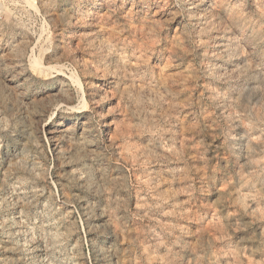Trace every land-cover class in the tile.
Returning a JSON list of instances; mask_svg holds the SVG:
<instances>
[{"label":"rangeland","instance_id":"374dc122","mask_svg":"<svg viewBox=\"0 0 264 264\" xmlns=\"http://www.w3.org/2000/svg\"><path fill=\"white\" fill-rule=\"evenodd\" d=\"M0 264H264V0H0Z\"/></svg>","mask_w":264,"mask_h":264},{"label":"bare ground","instance_id":"6f19581e","mask_svg":"<svg viewBox=\"0 0 264 264\" xmlns=\"http://www.w3.org/2000/svg\"><path fill=\"white\" fill-rule=\"evenodd\" d=\"M30 5L32 3V5L36 6V0H26ZM34 3V4H33ZM37 8V7H36ZM44 54V53H43ZM38 60V59H37ZM39 61V60H38Z\"/></svg>","mask_w":264,"mask_h":264}]
</instances>
